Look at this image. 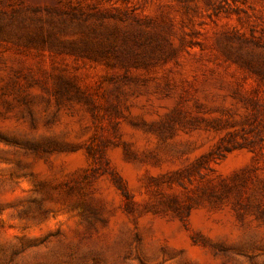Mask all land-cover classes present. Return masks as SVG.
<instances>
[{
	"label": "rangeland",
	"instance_id": "obj_1",
	"mask_svg": "<svg viewBox=\"0 0 264 264\" xmlns=\"http://www.w3.org/2000/svg\"><path fill=\"white\" fill-rule=\"evenodd\" d=\"M0 264H264V0H0Z\"/></svg>",
	"mask_w": 264,
	"mask_h": 264
}]
</instances>
